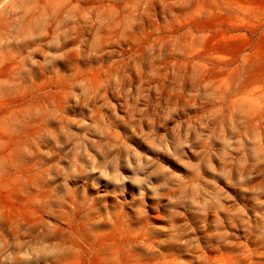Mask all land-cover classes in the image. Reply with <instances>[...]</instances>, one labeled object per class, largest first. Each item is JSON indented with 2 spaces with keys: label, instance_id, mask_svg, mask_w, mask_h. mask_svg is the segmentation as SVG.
<instances>
[{
  "label": "rangeland",
  "instance_id": "obj_1",
  "mask_svg": "<svg viewBox=\"0 0 264 264\" xmlns=\"http://www.w3.org/2000/svg\"><path fill=\"white\" fill-rule=\"evenodd\" d=\"M0 264H264V0H0Z\"/></svg>",
  "mask_w": 264,
  "mask_h": 264
}]
</instances>
